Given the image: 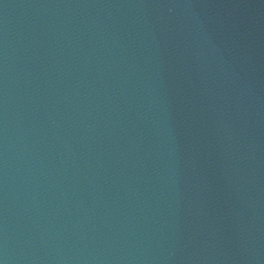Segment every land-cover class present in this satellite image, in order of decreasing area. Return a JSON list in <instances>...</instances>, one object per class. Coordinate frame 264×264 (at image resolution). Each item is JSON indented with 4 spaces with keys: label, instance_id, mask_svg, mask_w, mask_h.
Masks as SVG:
<instances>
[{
    "label": "water",
    "instance_id": "1",
    "mask_svg": "<svg viewBox=\"0 0 264 264\" xmlns=\"http://www.w3.org/2000/svg\"><path fill=\"white\" fill-rule=\"evenodd\" d=\"M0 264H264V0H0Z\"/></svg>",
    "mask_w": 264,
    "mask_h": 264
}]
</instances>
